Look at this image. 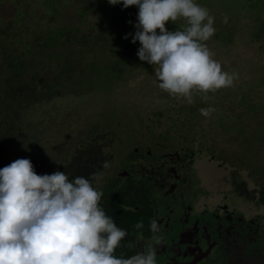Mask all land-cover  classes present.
Wrapping results in <instances>:
<instances>
[{"label": "rangeland", "instance_id": "rangeland-1", "mask_svg": "<svg viewBox=\"0 0 264 264\" xmlns=\"http://www.w3.org/2000/svg\"><path fill=\"white\" fill-rule=\"evenodd\" d=\"M76 1L90 5L94 4L95 0H75L74 3ZM31 2L37 4L39 0H30L27 4L28 7L33 5ZM197 3L202 6L204 4L211 5L215 24L219 26V28H215L223 32L224 39L228 40L229 32H235L233 37L237 46H234L232 50L226 47L224 49L223 46L213 50L217 51L219 56L224 55L228 58L224 61L225 63L235 58L233 63L246 65L245 73L237 69H229L227 72H238L239 79L237 81L244 80V86L250 84L247 87L248 90H244L243 94L241 92L237 97L239 93L237 89L226 88L227 90L221 89L215 94L209 93L211 98L207 102L197 97L198 103L195 102L192 105L186 103L180 107L174 106L176 104L174 103L160 107L156 102H153V98L166 99V97L160 93H157L159 96L156 95L158 91L151 89L155 88L151 84L158 81L154 73L151 77H133L131 66L118 61V54L122 49L113 47L112 51H107L108 54H105L103 49H106V42H102L98 45L99 54L94 53L91 55V59L84 57L81 60L80 63L84 68L79 64L72 77H61L60 88L57 92L68 93L47 101L39 111H32L23 127H17L19 119H14L13 123L24 136H29L27 129L31 135L37 134L28 140L25 148L19 147L18 150H16L17 146L9 142L0 143V169L23 158L32 161L38 175L53 174L63 169L69 170L74 163L72 156L77 154L78 147L82 148L79 142L83 137L86 136L85 139L93 137L107 144L112 133H115L117 138L125 139L128 148L123 150V155L127 158L128 155L135 153L133 150L136 142L134 137L139 133V129L144 130L146 127L148 128L147 132L152 129L142 123L143 121L174 122L184 124L191 129L194 128L195 132L202 133L205 130L209 134L202 133V137L207 144L212 142L211 146L214 151L233 159L240 165L246 171L247 180H250L253 186L259 188L261 184L264 185V31H261V22L259 23L256 17L260 14L261 19H264V0H197ZM17 4L18 0H0L2 21H9L14 17L18 9ZM259 6L262 9L260 11L257 10ZM22 8L26 9L24 3ZM45 13L44 11L36 12L33 16L34 13L28 10L23 19L28 20L29 23L30 21L36 23V17H42L38 23L40 26H45L51 23L50 17ZM63 13L59 25L66 24L68 26V29L65 30L67 35L71 36L72 40L70 41L77 43L78 46L65 48L61 43L58 49L50 51L54 59L49 64L56 60L57 52L63 54H67L69 51L79 52L77 56H80V53H93V50L86 49L88 47L86 42H82L83 40L93 41L94 45L98 41L113 39L115 29L110 25H100V21L96 17L93 19L94 23L87 20V22L79 24L82 18L79 17L74 7L64 9ZM225 16L228 17L226 24L223 23ZM49 28L55 30L56 26L53 24ZM213 53L215 54L214 58L219 61L216 52ZM229 54H232L231 57L228 56ZM132 56L134 54H131V58ZM42 62V64H34L36 71H45L44 67L48 63ZM89 62L90 64H86ZM219 62L223 63V61ZM72 65L76 66L73 63ZM46 77H48L47 74ZM255 78L258 79V82ZM130 92L134 94L133 97ZM211 101L215 102L211 103ZM23 104L25 106V103ZM207 107L216 109L210 118L202 116L199 111V109ZM163 117L164 119L160 120ZM1 123L0 139H3L5 127ZM33 127L36 128V133L32 130ZM167 128H170L169 125ZM173 137L172 134V140ZM115 142L116 146L124 143L119 139ZM171 145L172 149L185 147L184 142L177 140L175 143L172 141L171 144L166 145V150ZM190 145L193 147L192 143ZM159 152V147L153 146V155H157ZM123 181L124 179H119L115 183L122 184ZM95 188L99 190L97 184ZM232 198L237 207L249 202L236 195ZM127 203L133 206L136 201L132 199ZM259 209L263 212L262 206ZM120 216L123 217L122 220L115 218V223L128 227V214L122 211ZM260 216L259 218H261ZM129 217L132 218L133 215ZM128 230L130 231L129 227ZM136 231L138 230L135 229V232H132L134 237L131 234V239H124L121 247L116 249L117 257L126 258L128 251L131 253L128 258L138 253L140 248L136 243L138 240L136 238L140 236L141 231Z\"/></svg>", "mask_w": 264, "mask_h": 264}, {"label": "clouds", "instance_id": "clouds-1", "mask_svg": "<svg viewBox=\"0 0 264 264\" xmlns=\"http://www.w3.org/2000/svg\"><path fill=\"white\" fill-rule=\"evenodd\" d=\"M108 2L138 7L132 43L140 42V61L154 67L159 83L152 90L192 105L196 97L207 102L209 93L235 86L239 73L224 71L206 43L216 34L215 17L197 0ZM178 22L175 31L166 27ZM223 23H228L227 16ZM199 111L210 118L216 109ZM102 197L89 178L70 180L63 171L38 175L30 159L0 169V264H157V247L165 242L158 222H150L152 236L143 251L117 257L128 233L106 214ZM143 227L142 221L135 225ZM257 255L264 257L260 248Z\"/></svg>", "mask_w": 264, "mask_h": 264}, {"label": "flooded vegetation", "instance_id": "flooded-vegetation-1", "mask_svg": "<svg viewBox=\"0 0 264 264\" xmlns=\"http://www.w3.org/2000/svg\"><path fill=\"white\" fill-rule=\"evenodd\" d=\"M243 81H236L232 87L239 91L237 97L243 92L241 86L250 85L244 86ZM153 91L166 97L153 98L160 107L186 105L161 89ZM142 123L152 129H139L134 137V154L124 157L123 150L128 147L125 139L117 138L115 133L110 134L107 144L85 136L79 142L82 148L78 147L72 156V167L62 171L70 180L84 176L94 187L97 184L103 192L100 205L106 213L111 211L115 217L118 212L120 220L122 211L128 214L130 231L127 225L116 224L127 231L125 239H131L135 225L143 222L144 227L136 229L141 231L136 238L138 253L151 239L150 222L156 220L164 239H173V243L169 240L157 247V264H248L258 248L264 255V208L260 211L263 205L259 202V188L247 180L246 171L233 159L214 151L212 142L207 144L202 137L205 130L195 132L194 128L174 122ZM117 139L124 143L116 146ZM171 140H180L185 147L172 149L171 145L166 150ZM155 145L160 150L157 155L152 153ZM119 179H124V183L116 184ZM234 195L249 202L237 207L232 200ZM132 199L136 201L133 206L127 203ZM130 254L128 251L126 258Z\"/></svg>", "mask_w": 264, "mask_h": 264}, {"label": "trees", "instance_id": "trees-1", "mask_svg": "<svg viewBox=\"0 0 264 264\" xmlns=\"http://www.w3.org/2000/svg\"><path fill=\"white\" fill-rule=\"evenodd\" d=\"M29 1L30 0H18L17 12L9 21H2V18H0V122H2L1 125L5 127L3 139H0V143L6 141L14 144L17 146L16 150H18L19 147L25 148L28 140H30V138L32 139V136H36L37 134L36 128L33 127L32 130H34L36 134L31 135V132L27 129L29 136H24L22 132H19L17 127L25 126L24 123L30 118L32 111H39L41 106L47 101L52 100L56 96L68 93L57 92L58 88H60L59 83L61 77H72L73 73L77 71V66H79V64L80 67L84 68L80 63L82 62L81 60H83L84 57L91 59V55L94 53L99 54L100 51H97L98 45L102 42H106V49H103L105 54H108L107 51H112L111 48L113 47L119 50L122 49L118 54V61L127 63L131 66L133 69V77H151L153 73L155 76L154 67L147 62L140 61L137 55L138 49L141 47L140 42L137 41L135 44L132 43V38L137 31L135 27L138 23L137 17L139 9L137 6L124 8L122 4L111 5L108 0H95L94 4L90 5L83 4L82 2L80 3V1L74 3L75 0H39L37 4L31 2L33 5L28 7L27 4ZM23 3L26 9L22 8ZM68 7H74L77 10L79 17L82 18L79 24L84 21L87 22V20L94 23L93 19L96 17L97 20L100 21V25H110L115 29L114 36L111 41H98L94 45L93 41L87 42L83 40L82 42H86V46L88 47L86 49L93 50V53H80V56H77L79 52L69 51L67 54L57 52L55 57L56 60L49 64V62L54 59L50 51L58 49L61 43L64 44L65 48H75V46H78L77 43L70 41L72 37L67 35L65 31L68 29V26L66 24L59 25V21H62L61 15L64 14L63 10ZM204 7L209 9L210 14H212L211 5L204 4ZM28 10L34 13L33 16L36 12H46L45 14L50 17L49 21H51V23L40 26L38 20H41L42 17H36V23L35 21H30L29 23L28 20L23 19L25 12ZM257 10L260 11L262 9L259 6ZM256 17L258 22H261V31L263 32L264 19H261L260 14ZM180 23L182 22H178L177 25L168 23L166 27L169 31H175ZM53 24L56 26L55 30L49 28L52 27ZM214 27L219 28L216 24H214ZM233 33L235 32H229L227 34L229 35L227 40L223 38V32L221 30H216V34L206 43L212 52H216V56L220 59L219 61H223L221 65L224 71L237 69L245 73V64L233 63L232 61H234L235 58L225 63L224 61L228 58L224 57V55L222 57L219 56L218 52L213 50L219 49L220 46H223L224 49L226 47L232 50L234 46H237ZM126 36L127 39L125 38ZM131 54H134L132 58ZM231 55L232 54H229L228 56L231 57ZM42 61L48 63V65L44 67L45 71H36L34 64H42ZM72 63L74 65L76 64V66L73 67ZM86 64H90V62ZM46 74L48 77H46ZM158 83L159 81H157V83L153 82L151 86L158 87ZM240 88L243 89V91L245 90L242 86ZM23 103H25V106ZM15 118L19 119L17 127L16 124L13 123ZM259 191V202L264 208L263 184L259 187ZM115 209L117 210L118 207L116 206ZM109 212L106 214L113 218V214ZM118 217L119 215L117 212L113 219L115 220V218ZM256 260L262 259L257 257Z\"/></svg>", "mask_w": 264, "mask_h": 264}, {"label": "water", "instance_id": "water-1", "mask_svg": "<svg viewBox=\"0 0 264 264\" xmlns=\"http://www.w3.org/2000/svg\"><path fill=\"white\" fill-rule=\"evenodd\" d=\"M165 240V242H168L169 240L171 241H169L170 243H173V239H164ZM186 240V239H185ZM146 241V240H145ZM149 241H150V239H149ZM141 243H144V242H141ZM183 243H185V241H183ZM166 246V245H165ZM257 257H258V255L257 256H255V258L252 260V261H249V263L248 264H264V260H256L257 259ZM162 259H164V256L162 257Z\"/></svg>", "mask_w": 264, "mask_h": 264}, {"label": "bare ground", "instance_id": "bare-ground-1", "mask_svg": "<svg viewBox=\"0 0 264 264\" xmlns=\"http://www.w3.org/2000/svg\"><path fill=\"white\" fill-rule=\"evenodd\" d=\"M109 212V211H108Z\"/></svg>", "mask_w": 264, "mask_h": 264}]
</instances>
